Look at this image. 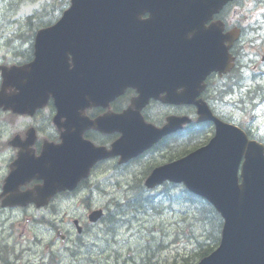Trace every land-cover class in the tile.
<instances>
[{"label": "water", "instance_id": "water-1", "mask_svg": "<svg viewBox=\"0 0 264 264\" xmlns=\"http://www.w3.org/2000/svg\"><path fill=\"white\" fill-rule=\"evenodd\" d=\"M220 2L227 0H71L57 24L38 32L35 62L3 72L0 109L32 116L52 96L58 109L54 122L58 127L65 125L63 144L45 146L37 162L23 165L9 180L42 179L44 186L38 189L43 190L38 194L48 198L58 190L74 189L97 161L120 155L121 163L126 162L177 125L189 122L172 117L161 130L144 122L140 110L151 97H159L162 88H146L136 102L137 109L129 113H110L92 122L85 110L108 107L124 89L113 83L123 73L136 78L135 82L155 73L156 83L166 87L163 101L198 109V81L212 71L222 74L232 68L221 33L206 34L198 42L189 35L199 21L219 10ZM145 14L149 17L142 19ZM126 43L132 55L121 56ZM70 55L74 75L86 77L78 80L80 89L73 87L75 77L67 75ZM12 88L17 91L8 93ZM61 119L66 123L61 124ZM85 125L106 133L119 131L122 137L112 151L96 148L80 141ZM230 131L219 134L206 149L156 169L146 185L153 188L166 179L184 182L222 214L221 245L199 264H264V148L249 142L236 127ZM201 157L207 158L202 161ZM92 219L97 220L96 215Z\"/></svg>", "mask_w": 264, "mask_h": 264}, {"label": "rangeland", "instance_id": "rangeland-1", "mask_svg": "<svg viewBox=\"0 0 264 264\" xmlns=\"http://www.w3.org/2000/svg\"><path fill=\"white\" fill-rule=\"evenodd\" d=\"M14 0H7L6 2L0 0V65L13 64L25 60L31 49V40L34 32V28L31 29L25 19L27 16L34 13L36 10L41 9L47 0H39L35 3H26L22 5L16 12L17 5H10ZM263 17L259 16V19ZM23 24V26H22ZM31 29V30H30ZM260 44L262 42H259ZM264 56V50L259 53V56H250L246 60L245 64L251 59L255 61V64L259 66L256 69L254 64L248 65L243 70L244 82L248 86L251 82L256 84H264V77H260L254 81L253 76L258 71L264 72V65L261 63ZM29 57V56H28ZM1 81V77H0ZM241 86V85H240ZM234 97L237 99L238 94L235 93ZM264 97V94H263ZM185 111L190 112L189 109ZM250 113L248 111L237 114L236 120H242ZM47 112L44 113V115ZM258 117V123L264 126V104L256 113ZM7 115L0 116V131L3 130V124L6 123ZM10 117V116H9ZM11 125L7 127L8 132L20 131L25 124H30L29 118H13L11 117ZM264 136V134H263ZM184 146L180 149H175L173 153H169L168 156H176L178 152L188 149ZM162 153L152 154L146 158H143L141 162L130 166L126 171H116L114 167L116 163L114 161H108L104 163L96 172L92 179L94 185L97 181L100 182V189H90L89 194L94 198V202L97 205L106 204L107 206L112 201H122L128 195L133 192L131 188L140 180H144V172L148 165H153L155 162H163L161 160L164 157ZM5 166L0 163V176L5 174ZM178 191V189H176ZM163 192V189L150 191L155 199V209L152 207H144L146 204L136 201V198L132 201L131 208H127L126 214L120 216L123 220H132V224L129 227H120L116 232L114 239H108L104 230L92 241V244H88L85 247L79 248L72 246L74 251L61 249L60 246L53 248V251L59 253L61 256V263L63 260H79L78 264H138L145 256L151 257L152 253L147 250H157L156 257L158 258V264H171L175 261H180L189 256L196 247V237L186 230L184 218L188 215L187 207L183 208L179 201L172 199L173 203L169 202V197ZM90 196L88 202L93 203V198ZM56 208L61 210V214L57 216V223L60 222V218L64 213L72 215L75 209H80L78 202L61 200L60 203H55L53 206L46 208L45 210L37 211L32 210L27 213L22 212L8 219V230L11 228L23 230L29 222L26 218L33 219L39 215L50 216L53 212H56ZM136 209L135 211L133 209ZM185 213V214H184ZM51 218L52 215L50 216ZM14 226V227H13ZM33 231L39 235V238L43 240V244L32 250L37 254L42 252L45 247V243L50 242L53 239V233L44 227L32 224ZM201 235V231L198 227V236ZM1 236V235H0ZM8 247L10 243H7ZM9 251H3L4 258L8 257V252H12L11 247ZM52 251V250H51ZM74 252V253H73ZM154 253V252H153ZM22 260L32 261L37 259L36 254L24 256L22 253H18ZM56 254L55 256H57Z\"/></svg>", "mask_w": 264, "mask_h": 264}, {"label": "flooded vegetation", "instance_id": "flooded-vegetation-1", "mask_svg": "<svg viewBox=\"0 0 264 264\" xmlns=\"http://www.w3.org/2000/svg\"><path fill=\"white\" fill-rule=\"evenodd\" d=\"M242 2L244 5H247V9L250 11L251 8H253L254 10H258V14L259 15H264V0H236L234 1L233 4H229L226 7H224V9L216 16V20H221L225 26V32H229L233 29H240L241 30V37L242 36H248L247 39H251V38H256V39H262V41L264 42V30L260 31L257 30V27H260L257 22L255 20H251V21H247L242 17H238V11L234 10V16L233 17H226V13L229 10V8H231L235 2ZM262 24L264 25V20H261ZM211 23V22H210ZM250 25L256 26L255 29H250ZM235 48V47H234ZM212 87V86H211ZM211 87L208 88V90L206 91L205 94H202V98L210 105L211 109L214 111V113L216 115H218L219 117H221L223 120L226 121L225 118H228L227 114L225 113V111L223 109H221L219 111V109L217 108L220 104L218 102L217 99L213 98V93L211 92ZM104 113L103 111H101L100 114ZM40 123H35V125H31L28 128L24 125L22 127V129L20 131H12V132H2L0 133V152L1 153H8V158L6 160V165L7 168L10 169V167L12 166V163L14 162V160L18 157V154L20 152V146L25 144V141L27 139V130L34 126L37 130V139L35 141L34 144V150L35 153L40 155L41 150L43 149V145H44V141H51V142H56L59 143L60 142V134L58 133L57 129L52 126L51 124L48 123H44L43 126L40 125ZM11 125V123H7L4 126V130ZM205 128H206V132L207 134H211L214 130V127L211 123H206L204 124ZM199 131H202V126L200 125L198 127ZM86 136L88 137L89 134H86ZM18 144L17 146L15 144ZM37 184H39V182H31L27 185H22L20 187V192H25L27 189H31L34 188ZM75 197H77L76 195V191L75 192H63V193H59L58 195H56L54 197V199L52 200V203L54 204L55 202L60 203L61 200H74ZM79 201H81V199H78ZM2 203V200H0V204ZM81 209H84V211L86 213H90L91 211V207L89 204H87L86 200H84V203L80 204ZM6 210V209H5ZM88 215V214H87ZM86 215V216H87ZM81 220V219H80ZM79 220V221H80ZM81 226L83 227V233L85 232L86 229H88L90 225L88 222L80 221ZM73 228H74V224H73ZM75 229V228H74ZM73 229L65 232L63 231L61 228L57 229V233H59L60 231H62V233L64 235H66V238L63 239L62 237L58 238V234H57V239L61 240L62 243L66 244V243H77L79 241V239L81 238L82 235H76L75 238L70 234L71 231ZM8 243V241H6ZM54 244V243H53ZM2 245V244H1ZM0 264H11V262H0ZM13 264H45V262H30V261H21V262H13ZM49 264H62L60 261H58L57 259L55 260H51Z\"/></svg>", "mask_w": 264, "mask_h": 264}, {"label": "trees", "instance_id": "trees-1", "mask_svg": "<svg viewBox=\"0 0 264 264\" xmlns=\"http://www.w3.org/2000/svg\"><path fill=\"white\" fill-rule=\"evenodd\" d=\"M14 1L17 2L18 0ZM68 3L69 0H47L39 11H37L32 17L26 19V23L34 29L48 26L57 19V13H61ZM179 198L188 206V212L190 211L188 213L189 219L187 220V230L192 231L193 229H197L193 231L195 233L198 231L199 227L203 240L199 241L198 246V238H196L197 248L193 251L195 253L193 254V252H191V254L181 260L180 263L175 261L173 264H195L196 261L208 255L218 246L223 221L211 205L189 193L187 190L182 189ZM133 210L135 211L136 209L134 208ZM121 221L126 227H129L132 224V220L130 219H122ZM147 252L149 255L152 253L151 257L153 258L145 256V259L138 264H158V258L156 257L157 250H147Z\"/></svg>", "mask_w": 264, "mask_h": 264}, {"label": "bare ground", "instance_id": "bare-ground-1", "mask_svg": "<svg viewBox=\"0 0 264 264\" xmlns=\"http://www.w3.org/2000/svg\"><path fill=\"white\" fill-rule=\"evenodd\" d=\"M26 1H27V3H35V2H37L35 0H26ZM10 5H17V4L14 1V2H11ZM89 199H90V195H88V197L86 198V202H87V204L91 205V203L88 202ZM120 227H125L124 224L122 223V221L121 220L120 221H116V218L113 217L112 215H110L107 227L104 229V232L106 233L108 239H114L115 236H116V232H117L118 228H120ZM1 244H0V262H3V263L9 262L8 257L4 258L3 251L7 252V251H9L10 248L8 247L6 241H3ZM12 250H13V248H12ZM10 253H12V252H10ZM59 258L61 259V256L58 254L57 256L54 255V257L51 260L57 259L58 261L61 262V260ZM21 261H25V260L21 259ZM30 262H32V261H30Z\"/></svg>", "mask_w": 264, "mask_h": 264}]
</instances>
